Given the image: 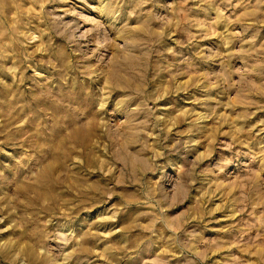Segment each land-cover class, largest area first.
Returning a JSON list of instances; mask_svg holds the SVG:
<instances>
[{
	"label": "rangeland",
	"instance_id": "1",
	"mask_svg": "<svg viewBox=\"0 0 264 264\" xmlns=\"http://www.w3.org/2000/svg\"><path fill=\"white\" fill-rule=\"evenodd\" d=\"M0 264H264V0H0Z\"/></svg>",
	"mask_w": 264,
	"mask_h": 264
}]
</instances>
